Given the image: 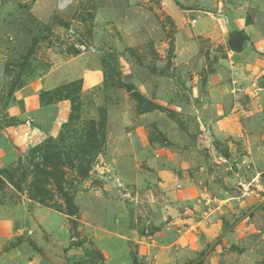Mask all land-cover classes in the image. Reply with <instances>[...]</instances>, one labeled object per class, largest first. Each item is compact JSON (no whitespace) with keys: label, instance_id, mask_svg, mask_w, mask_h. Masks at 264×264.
<instances>
[{"label":"rangeland","instance_id":"rangeland-1","mask_svg":"<svg viewBox=\"0 0 264 264\" xmlns=\"http://www.w3.org/2000/svg\"><path fill=\"white\" fill-rule=\"evenodd\" d=\"M29 86L70 104L0 165L36 262L264 264V0H0V114L32 132Z\"/></svg>","mask_w":264,"mask_h":264},{"label":"crops","instance_id":"crops-1","mask_svg":"<svg viewBox=\"0 0 264 264\" xmlns=\"http://www.w3.org/2000/svg\"><path fill=\"white\" fill-rule=\"evenodd\" d=\"M94 76V77H93ZM96 74L88 75L89 83L93 85L96 81ZM95 79V81H94ZM43 81V82H42ZM39 85L41 87L47 88V90H51L53 83L50 84L49 81L45 79L39 80ZM25 91V87L20 89L18 93H21L18 100H23L25 104L26 95L29 103L34 104L33 113L36 119L43 123V130H35L29 132V128L25 126V120L21 121L17 116L25 115V106L22 111L16 107H9L5 112V115L0 114V165L6 166L8 162H12L25 153L26 150L30 148L32 144L35 143L32 141L34 137H44L46 135V131L56 130L59 126L56 122L58 120H62L63 122L67 120L70 112V104L67 101H60L58 104L50 103L48 105L41 106V103L38 101V95L35 92L34 87L27 88ZM37 89V88H36ZM33 90V91H32ZM29 91H32L30 93ZM34 92V93H33ZM29 93V94H28ZM68 110V112H67ZM55 120V121H54ZM62 122V123H63ZM38 123V122H36ZM40 124H38L39 126ZM57 129V130H58ZM56 132V131H55ZM57 133V132H56ZM18 230L14 227L13 223L10 219L4 218L0 219V264H44L43 262L39 263L36 260L39 257V249L40 246L35 242L34 239L28 238V236H23L22 240L13 241L14 237H19L22 234H17ZM150 245V244H149ZM86 253H84L85 255ZM86 257H91L89 255H85ZM94 257V256H92ZM94 259H98L94 257ZM43 261V259H42ZM59 261V260H58ZM60 264H66L67 261L61 262ZM103 261H100L101 264Z\"/></svg>","mask_w":264,"mask_h":264},{"label":"trees","instance_id":"trees-1","mask_svg":"<svg viewBox=\"0 0 264 264\" xmlns=\"http://www.w3.org/2000/svg\"><path fill=\"white\" fill-rule=\"evenodd\" d=\"M42 93H44V91H43ZM66 98H71V96H68V97H66ZM51 101H52V98H50V99L48 100V103H51ZM86 254L89 255V256H94V257H96V258H100V255H98V254H96V253H94V252H92V251H89V250L86 251ZM202 261H203V258L200 257V258H198L197 260H195V261H191V262L188 263V264H200V263H202ZM101 264H104V263L102 262Z\"/></svg>","mask_w":264,"mask_h":264}]
</instances>
